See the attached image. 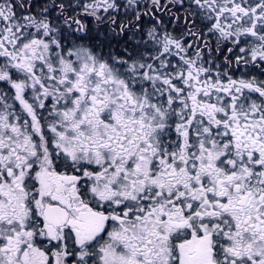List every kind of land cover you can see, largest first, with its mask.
I'll list each match as a JSON object with an SVG mask.
<instances>
[{
	"label": "snow or ice",
	"instance_id": "1",
	"mask_svg": "<svg viewBox=\"0 0 264 264\" xmlns=\"http://www.w3.org/2000/svg\"><path fill=\"white\" fill-rule=\"evenodd\" d=\"M0 264H264V0H0Z\"/></svg>",
	"mask_w": 264,
	"mask_h": 264
}]
</instances>
